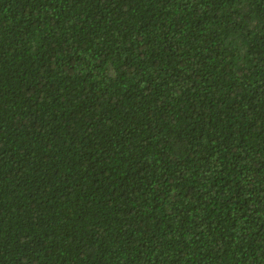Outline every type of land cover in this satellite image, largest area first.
Listing matches in <instances>:
<instances>
[{"label": "trees", "instance_id": "obj_1", "mask_svg": "<svg viewBox=\"0 0 264 264\" xmlns=\"http://www.w3.org/2000/svg\"><path fill=\"white\" fill-rule=\"evenodd\" d=\"M0 264H264V0H0Z\"/></svg>", "mask_w": 264, "mask_h": 264}]
</instances>
